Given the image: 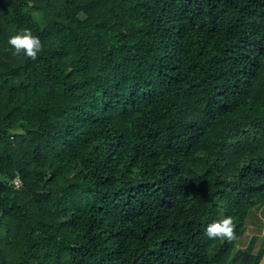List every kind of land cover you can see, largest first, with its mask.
<instances>
[{
	"label": "trees",
	"instance_id": "trees-1",
	"mask_svg": "<svg viewBox=\"0 0 264 264\" xmlns=\"http://www.w3.org/2000/svg\"><path fill=\"white\" fill-rule=\"evenodd\" d=\"M262 205L264 0H0V264H264Z\"/></svg>",
	"mask_w": 264,
	"mask_h": 264
},
{
	"label": "clouds",
	"instance_id": "clouds-1",
	"mask_svg": "<svg viewBox=\"0 0 264 264\" xmlns=\"http://www.w3.org/2000/svg\"><path fill=\"white\" fill-rule=\"evenodd\" d=\"M9 45L13 49V55L21 54L31 60H36L38 54L43 50V44L40 38L33 35L30 29H24L9 37ZM236 224L231 216L214 221L207 225L205 235L209 239H220L231 242L235 239Z\"/></svg>",
	"mask_w": 264,
	"mask_h": 264
},
{
	"label": "rangeland",
	"instance_id": "rangeland-1",
	"mask_svg": "<svg viewBox=\"0 0 264 264\" xmlns=\"http://www.w3.org/2000/svg\"><path fill=\"white\" fill-rule=\"evenodd\" d=\"M38 17H41L39 13H36ZM40 25H43V19L39 20ZM2 234V229L0 228V235ZM254 252H257L261 247L264 246V205L255 208L247 222L246 229L241 235L237 248H245L253 239Z\"/></svg>",
	"mask_w": 264,
	"mask_h": 264
},
{
	"label": "built area",
	"instance_id": "built-area-1",
	"mask_svg": "<svg viewBox=\"0 0 264 264\" xmlns=\"http://www.w3.org/2000/svg\"><path fill=\"white\" fill-rule=\"evenodd\" d=\"M13 182L16 187H20L23 184V181L19 175L14 178Z\"/></svg>",
	"mask_w": 264,
	"mask_h": 264
}]
</instances>
